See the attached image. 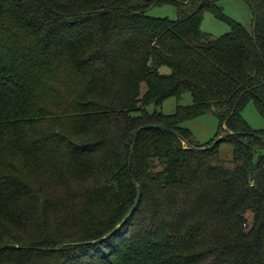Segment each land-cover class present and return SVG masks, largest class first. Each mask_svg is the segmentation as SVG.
I'll list each match as a JSON object with an SVG mask.
<instances>
[{"label": "trees", "instance_id": "obj_1", "mask_svg": "<svg viewBox=\"0 0 264 264\" xmlns=\"http://www.w3.org/2000/svg\"><path fill=\"white\" fill-rule=\"evenodd\" d=\"M219 1L0 0V264H264V129L241 114L264 118V0L251 32ZM165 3L175 20L147 15ZM205 12L230 30L203 32ZM202 114L204 147L234 134L132 144L152 124L203 147L181 125Z\"/></svg>", "mask_w": 264, "mask_h": 264}, {"label": "rangeland", "instance_id": "obj_2", "mask_svg": "<svg viewBox=\"0 0 264 264\" xmlns=\"http://www.w3.org/2000/svg\"><path fill=\"white\" fill-rule=\"evenodd\" d=\"M218 5L222 8L223 13L234 22L240 24L248 32L253 29V9L247 0H220ZM147 15L152 17H167L171 20L177 18V9L174 4L165 3L162 5L152 6L147 10ZM201 30L212 36L222 35L230 30V25L222 20L215 18L210 12H205L201 22ZM160 71L169 72L167 66H161ZM145 83H141V94L145 91ZM192 102L190 93H184L180 98L168 96L158 107L149 103L145 106L148 113H152L156 108L164 114H172L177 105H187ZM242 117L252 129H264V118L257 112L254 104L250 101L243 108ZM187 128L192 137V142L197 145L207 144L216 134L218 130V120L212 114H202L192 119H188L181 124ZM219 158L230 165L232 158V145L228 142H221L218 145ZM251 215H248L250 219Z\"/></svg>", "mask_w": 264, "mask_h": 264}, {"label": "water", "instance_id": "obj_3", "mask_svg": "<svg viewBox=\"0 0 264 264\" xmlns=\"http://www.w3.org/2000/svg\"><path fill=\"white\" fill-rule=\"evenodd\" d=\"M148 128H156V129H164V130H167V131H169V132H171V133H173V134H175L180 140H181V142L187 147V148H189V149H192V150H204V149H209V148H212L215 144H217L223 137H225V136H227V135H230V134H234V133H232V132H228V133H225V134H221V135H219L218 137H216L215 139H214V141L210 144V145H208V146H205V147H196V146H193L192 144H190L187 140H185L180 134H178L177 132H175L174 130H172V129H170V128H167V127H163V126H160V125H152V124H149V125H145V126H143V127H140V128H138L137 129V131L134 133V135H133V138H132V144H134V142H135V139H136V136H137V134L142 130V129H148ZM136 190H137V196H136V199H135V201H134V204H136L137 202H138V200H139V195H140V188L138 187V186H136ZM131 212V211H130ZM129 212V213H130ZM118 228V226L117 227H115L107 236H109V235H111L116 229ZM107 236H104V237H101V238H99L98 240H96V241H100V240H102V239H104L105 237H107ZM93 242H95V241H93ZM2 248V247H1ZM0 248V249H1Z\"/></svg>", "mask_w": 264, "mask_h": 264}]
</instances>
